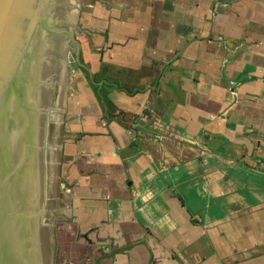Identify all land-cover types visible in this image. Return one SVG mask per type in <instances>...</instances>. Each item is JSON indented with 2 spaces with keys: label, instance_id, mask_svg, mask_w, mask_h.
<instances>
[{
  "label": "crops",
  "instance_id": "1",
  "mask_svg": "<svg viewBox=\"0 0 264 264\" xmlns=\"http://www.w3.org/2000/svg\"><path fill=\"white\" fill-rule=\"evenodd\" d=\"M79 19L59 263L264 264V0H82Z\"/></svg>",
  "mask_w": 264,
  "mask_h": 264
},
{
  "label": "bare ground",
  "instance_id": "2",
  "mask_svg": "<svg viewBox=\"0 0 264 264\" xmlns=\"http://www.w3.org/2000/svg\"><path fill=\"white\" fill-rule=\"evenodd\" d=\"M67 3L63 4L64 10L67 9ZM21 5L20 0L10 2L7 6L9 15L6 26H1L0 30V253L1 247L8 248L6 254L9 258L12 257V252L23 257V242L28 240L26 218L29 213L27 209L21 210L20 199L23 190L21 183L28 179L31 184L34 180L31 176L28 177L30 172L22 170V166L26 169L31 166L28 149L32 143V132L28 130V126H31L34 119L32 110L37 106V102L41 101L39 87L42 83L49 82L50 74L54 71V68L47 65L42 53L37 55V50L35 52V47L42 45V42L38 43L36 14L33 9L38 7L41 12L42 0L41 3L40 0H26L25 5ZM46 14L49 21L54 22L50 13ZM53 55L55 56V53ZM37 57L41 62L38 60L39 65L35 66ZM8 168H12L14 173L17 170L22 180H13V176L5 179ZM16 184L21 187V193L14 192ZM31 187H35V180ZM3 255L0 254V257Z\"/></svg>",
  "mask_w": 264,
  "mask_h": 264
},
{
  "label": "rangeland",
  "instance_id": "3",
  "mask_svg": "<svg viewBox=\"0 0 264 264\" xmlns=\"http://www.w3.org/2000/svg\"><path fill=\"white\" fill-rule=\"evenodd\" d=\"M82 0H78L79 7H78V14L75 18V22L73 23V27L70 29L72 37L74 41H70L67 43L64 59L66 61L65 67L63 66L62 76L60 75V67H61V59L59 56H54V52L49 48L47 50V65L50 68H54L53 75L50 74L49 82L42 83L40 88L41 92V101L37 103V107L40 104L38 109L43 108L44 103L46 104L47 109L50 111L47 115V141H49V145L45 149V159L47 165V180L46 184L43 188V191L40 194L39 203L42 205L45 211L43 212L45 215V221L52 223L53 229L49 226V229H44L42 231V249L44 251V255L47 260L51 259V264H60L58 257L56 255L55 250V234L54 229L57 223H59L62 219L68 217L69 208L67 207V196L69 194V184L66 182V179L63 175L64 170L61 164V160L59 161V154H60V145L62 143V139L64 137V128L62 126L64 121V116L66 117V104H69V98L72 96L73 92V85L76 79H83V82L86 85H89L90 82V72L88 71V67L86 66V62L84 59V55H82L80 43L84 44L83 34L78 31V26L81 27V23L79 22V10H80V3ZM59 5L53 7V11L56 15H60L59 12L63 11V5L61 4L62 1L58 2ZM54 13V14H55ZM55 15H51V19H53ZM84 34L87 35V32L84 30ZM81 39V41L79 40ZM78 46H77V43ZM51 49V51H50ZM54 56V57H53ZM56 64V65H55ZM52 66V67H51ZM57 71V72H56ZM52 80V81H51ZM56 83V84H55ZM54 85V86H53ZM50 86V87H49ZM53 86V87H52ZM93 90L95 89L94 86L91 87ZM45 89V90H44ZM53 91V92H52ZM52 95V96H51ZM51 98V101L50 99ZM45 99H48L47 101ZM44 103H43V102ZM42 102V103H41ZM51 104L49 105V103ZM42 104V105H41ZM51 116V117H50ZM37 121H39V127L41 122L39 120V116L36 117ZM49 124V125H48ZM50 127V128H49ZM41 128V127H40ZM39 128V129H40ZM40 131V130H38ZM50 131V132H49ZM47 152V153H46ZM25 158V157H24ZM25 162V161H24ZM23 172L28 171L29 169L22 166ZM27 173V172H26ZM30 173L28 177H30ZM30 180H24L22 184V196L21 199V210L27 209L25 204L29 205L28 202H23V192L25 190L31 192V185H34V181L29 182ZM30 199L31 195H30ZM28 201V200H27ZM30 201V200H29ZM31 206V204H30ZM32 211V210H31ZM47 233H46V232ZM48 241V242H47ZM54 242V243H53ZM53 249V258L51 256V251ZM50 250V251H49ZM47 251V253H46ZM49 252V254H48ZM49 257V259H48Z\"/></svg>",
  "mask_w": 264,
  "mask_h": 264
},
{
  "label": "water",
  "instance_id": "4",
  "mask_svg": "<svg viewBox=\"0 0 264 264\" xmlns=\"http://www.w3.org/2000/svg\"><path fill=\"white\" fill-rule=\"evenodd\" d=\"M12 0H0V30H2L3 27L6 26V21L8 20L9 11L7 7ZM15 1V0H13ZM18 0H16L17 2ZM26 0H20L21 4L24 6ZM39 1V0H38ZM73 2L69 0V3H67V0H62V5L64 3H67V9L59 12L60 15H56V13L53 11V7L59 5L58 2L60 0H42L41 12L38 7L34 8L33 11L36 14V28L38 29V43L39 41L42 42L39 47H35V52L37 50V55L39 53H42L43 58L47 61V50L51 47L50 39L52 37H59L62 42V50L60 52L59 58L61 59V67H60V75L62 76L63 72V66L65 67L66 61L64 59L65 50L67 43L70 41H74L71 31L70 30L73 27V23L75 22V18L78 14V7L79 2L78 0H72ZM41 3V0H40ZM19 6V4H17ZM21 5V6H22ZM25 8V7H24ZM45 8V13H44ZM64 8V6H63ZM25 11V10H24ZM50 13V16L53 14L55 17H53L54 22L52 20L49 21L48 15L46 13ZM41 13V14H40ZM55 13V14H54ZM2 26V28H1ZM43 27V28H42ZM2 35H0L1 38ZM77 43V42H76ZM38 45V44H37ZM78 46V45H77ZM2 49V47H0ZM0 49V53H1ZM39 57H37V60L35 61V66L39 65L38 63ZM40 61V60H39ZM41 62V61H40ZM51 101V98H49ZM46 100V99H45ZM40 102V100L38 101ZM37 102V103H38ZM44 103V102H43ZM51 102L49 103V105ZM50 111L47 109L46 104L44 103L43 108L38 109L36 106L32 110V114H34V119L31 122V126L29 125V129L32 132V137H30V141H32L30 148L28 149V153L30 154L31 158V166L29 169V172L31 174L32 179L35 180V187H33L30 190L24 191L23 194V202H27L28 200V207L25 204V207L28 210L29 217L26 218L27 221V229L26 233L28 235V240L26 242H23L25 246L24 253L22 252V256H19L18 254L12 252V257L7 256L8 248L5 249L1 247V253L4 254L0 257V264H51V259L47 260L44 251L42 249V231L44 229H49V226L53 229L52 223L49 225L45 221V215L42 205L39 203L40 194L43 191V188L46 184L47 180V166H46V159H45V149L49 145L47 141V115ZM39 116V120L41 122V125L39 127V121H37L36 117ZM40 128V131L38 129ZM5 179L13 176V180H22L17 170H14L12 168H8L5 172ZM24 180V179H23ZM33 180V181H34ZM20 188L17 184L16 187L14 185V192L17 191V193L20 192ZM30 195L32 197V200L30 199ZM30 200V201H29ZM30 203H31V209L30 211ZM23 204V203H22ZM21 204V205H22ZM55 241V240H53ZM54 243V242H53ZM51 256L53 258V249L51 251Z\"/></svg>",
  "mask_w": 264,
  "mask_h": 264
},
{
  "label": "flooded vegetation",
  "instance_id": "5",
  "mask_svg": "<svg viewBox=\"0 0 264 264\" xmlns=\"http://www.w3.org/2000/svg\"><path fill=\"white\" fill-rule=\"evenodd\" d=\"M57 38V39H56ZM57 41H56V40ZM59 39V40H58ZM54 41V42H53ZM58 43V45H56V44ZM50 44H51V48H52V50H53V52L55 53V55L58 57V56H60V52H61V50H62V43H61V39L59 38V37H52L51 39H50ZM53 45V46H52ZM55 46H56V48H55Z\"/></svg>",
  "mask_w": 264,
  "mask_h": 264
}]
</instances>
